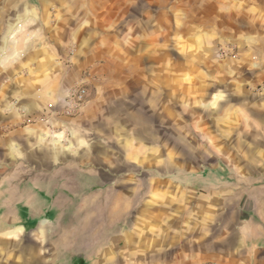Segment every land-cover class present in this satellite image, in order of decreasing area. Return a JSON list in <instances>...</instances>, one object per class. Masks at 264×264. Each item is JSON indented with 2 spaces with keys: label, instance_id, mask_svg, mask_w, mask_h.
Masks as SVG:
<instances>
[{
  "label": "rangeland",
  "instance_id": "374dc122",
  "mask_svg": "<svg viewBox=\"0 0 264 264\" xmlns=\"http://www.w3.org/2000/svg\"><path fill=\"white\" fill-rule=\"evenodd\" d=\"M114 10L112 28L94 32L117 40L109 59L96 63L105 59L114 86L70 130L82 170L66 174L65 219L78 204L86 212L109 200L108 214H117L118 231L133 237L135 252L148 232L151 251L162 254H172L180 239L183 249L191 238L217 242L232 215L228 199L264 169V86L252 82L264 0H133L126 11ZM126 71L143 78L126 84ZM50 204L28 198L17 219L39 208L51 221ZM68 228L62 235L70 241L79 230ZM2 243L0 264L49 262L29 240Z\"/></svg>",
  "mask_w": 264,
  "mask_h": 264
},
{
  "label": "crops",
  "instance_id": "0c3cea01",
  "mask_svg": "<svg viewBox=\"0 0 264 264\" xmlns=\"http://www.w3.org/2000/svg\"><path fill=\"white\" fill-rule=\"evenodd\" d=\"M129 5L133 0H0V241L5 248L8 242L29 240L38 248L35 254L50 256L46 264H264V169L258 181L239 186L237 198H230L234 192L229 190L232 215L222 221L216 249L217 242L196 237L189 248L183 249L180 239L172 254H162L151 251L148 232L141 253L135 252L133 237L118 231L117 214H108L109 200L86 212L78 204L65 219L71 203L66 174L82 170L75 161L80 153L69 148L70 130L84 123L98 98L114 86L105 59L117 40L94 32L110 30L115 10ZM254 31L258 71L252 82L264 86V27ZM101 56L105 59L97 65ZM135 77L143 78L126 71L125 83L133 85ZM81 82L86 101L69 118L62 102ZM124 88L128 92L132 86ZM40 194L52 204L47 206L55 204L49 212L54 219L34 208L19 221L17 206L28 198L45 203ZM65 225L79 230L70 241L62 235Z\"/></svg>",
  "mask_w": 264,
  "mask_h": 264
},
{
  "label": "built area",
  "instance_id": "2783aa9c",
  "mask_svg": "<svg viewBox=\"0 0 264 264\" xmlns=\"http://www.w3.org/2000/svg\"><path fill=\"white\" fill-rule=\"evenodd\" d=\"M87 96V89L84 83H79L70 88L67 96L63 99L62 108L65 116L76 115L84 106Z\"/></svg>",
  "mask_w": 264,
  "mask_h": 264
},
{
  "label": "bare ground",
  "instance_id": "6f19581e",
  "mask_svg": "<svg viewBox=\"0 0 264 264\" xmlns=\"http://www.w3.org/2000/svg\"><path fill=\"white\" fill-rule=\"evenodd\" d=\"M219 19V18H218Z\"/></svg>",
  "mask_w": 264,
  "mask_h": 264
}]
</instances>
